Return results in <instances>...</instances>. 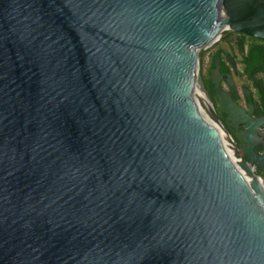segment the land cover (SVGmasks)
<instances>
[{"label":"water","instance_id":"1","mask_svg":"<svg viewBox=\"0 0 264 264\" xmlns=\"http://www.w3.org/2000/svg\"><path fill=\"white\" fill-rule=\"evenodd\" d=\"M226 31L264 41V0H0V264H264Z\"/></svg>","mask_w":264,"mask_h":264},{"label":"trees","instance_id":"2","mask_svg":"<svg viewBox=\"0 0 264 264\" xmlns=\"http://www.w3.org/2000/svg\"><path fill=\"white\" fill-rule=\"evenodd\" d=\"M224 37L222 40H227L228 43L231 41L227 39L226 37H234V45L237 49L238 56H239V63L243 66V71L240 73L242 76L243 74H246L247 78L250 79L253 82V85L256 89L257 93V99L254 98V93H251V98L249 99V102L252 103L256 108V115L257 116H263L264 115V41H261L259 39L247 37L243 34H238L235 32L226 31L223 33ZM223 50H219L214 56H213V62H212V69L215 68V63L218 57H221V66L222 68L230 72L231 69V63L229 58H233L235 61L237 60L236 56L228 55L227 59L223 57ZM237 63V62H236ZM263 75V76H262ZM262 76V77H260ZM206 90L208 91L209 84L203 80ZM209 96L211 98V101L217 110V112L221 115L219 112V108L214 103L210 93ZM221 121L224 123V120L220 118ZM225 124V123H224ZM230 134L233 136L234 139H236L235 134L233 130L226 126ZM236 141V140H235ZM238 143V141H236ZM256 174L264 178V174L261 171V169L256 170Z\"/></svg>","mask_w":264,"mask_h":264},{"label":"flooded vegetation","instance_id":"3","mask_svg":"<svg viewBox=\"0 0 264 264\" xmlns=\"http://www.w3.org/2000/svg\"><path fill=\"white\" fill-rule=\"evenodd\" d=\"M220 58H221V57H220ZM231 59H232V58L230 57L229 60H231ZM230 63H231V61H230ZM215 68H216V66H215ZM215 68L211 69V76H212V71H213ZM220 73H221L222 75H224V78H223V80H222V82H221L220 89H222V90H224V91H227V92H229L230 94H232V93L229 91L228 87H227V75H228V74H232L233 77H234V79H235V76H237V75L239 74V72L236 73V72L234 71V68H233L232 63H231V69H230V72L225 71V70L222 68V66H221V62H220ZM244 76H246V74H243V75H242V77H244ZM234 82H235V81H234ZM224 85H226V88L224 87ZM235 85H236V83H235ZM236 87H237V86H236ZM237 89H238V88H237ZM245 90H248V89H246V88L243 89V94H244V98H245V105H243V104L241 103L240 93H239V96H238V97H235L234 94H232V96H233L234 100H235L236 102H238L242 107L248 109L249 105L252 104V103L249 102V99L251 98V93H253V92H250V95L248 96V95H246ZM238 92H239V91H238ZM217 105H218V108H219V100H218ZM217 105H216V106H217ZM217 110H218V109H217ZM219 112L221 113V115H220V114L217 112L218 115H219V117L222 118V119L224 120V123L226 124L227 116H226L225 114H223V113L220 111V109H219ZM254 117H255V118H261V117H264V115H263V116H260V117L257 116V115H256V108H255ZM232 130H233L234 134L238 136L237 132H236L234 129H232ZM238 137H239V136H238ZM239 139H240V138H239ZM263 139H264V137H263ZM241 143H242L241 141H238V144H241ZM257 169H258V168H257ZM257 169H256V170H257Z\"/></svg>","mask_w":264,"mask_h":264},{"label":"rangeland","instance_id":"4","mask_svg":"<svg viewBox=\"0 0 264 264\" xmlns=\"http://www.w3.org/2000/svg\"><path fill=\"white\" fill-rule=\"evenodd\" d=\"M233 39H234V37H230L231 49L234 52L235 56L237 57V60L235 61V63L237 62L236 64H237L238 72H239V74L237 75V80H238L239 86L241 88L242 93H243V89L246 88L249 90V92H253L254 98L257 99V93H256V89L253 85V82L250 79H248L247 76L242 77L240 75V73L243 71V66H242V64L239 63V56H238L237 49L234 45ZM262 76H260V77H262ZM243 96H244V94H243Z\"/></svg>","mask_w":264,"mask_h":264},{"label":"built area","instance_id":"5","mask_svg":"<svg viewBox=\"0 0 264 264\" xmlns=\"http://www.w3.org/2000/svg\"><path fill=\"white\" fill-rule=\"evenodd\" d=\"M262 133H263V137H264V127H263V129H262Z\"/></svg>","mask_w":264,"mask_h":264}]
</instances>
